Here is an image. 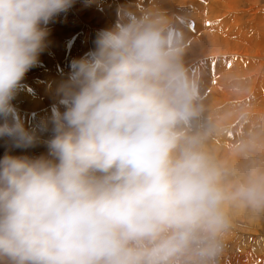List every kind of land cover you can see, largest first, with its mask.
Masks as SVG:
<instances>
[{"label":"clouds","instance_id":"obj_1","mask_svg":"<svg viewBox=\"0 0 264 264\" xmlns=\"http://www.w3.org/2000/svg\"><path fill=\"white\" fill-rule=\"evenodd\" d=\"M76 0H0V138L40 142L13 100ZM176 14L116 9L55 89L39 156H0V264H220L234 211L264 215V141H209L202 68ZM195 69V71H194Z\"/></svg>","mask_w":264,"mask_h":264},{"label":"bare ground","instance_id":"obj_2","mask_svg":"<svg viewBox=\"0 0 264 264\" xmlns=\"http://www.w3.org/2000/svg\"><path fill=\"white\" fill-rule=\"evenodd\" d=\"M81 1L76 0L73 7L67 11L66 17V20L69 22L72 21L79 27H68V29L64 28L65 32L62 31V26H59L60 23H58L62 19L59 17L60 15L48 24L49 36L47 51L45 50L40 56L39 61L42 60L47 64H54L58 66L57 70H60L58 68H60L62 62L69 59V57H65L67 49L63 50L62 47L63 45L68 47L66 43L69 44L68 41L70 39L68 40L66 38H75L77 32L85 29V36L80 44L83 46L81 49L82 52L87 54L93 48L95 38V34H93L94 28L100 30L110 27L115 23L116 9L114 2L116 1H111L109 5L106 1L99 2L96 6L88 9L80 5ZM118 1L120 3L119 5L125 3V0ZM258 1L260 0H151L149 3H147V0L133 1L137 8H158L167 11L169 14H176L180 18H186L181 22H186V29L191 39L192 52L190 59L197 61L203 72L202 94L205 107L204 115L207 121L218 123L223 129L220 135L215 136L209 141L208 146L221 159L226 161L232 158L231 150L233 145L241 141L255 143L264 141L263 134L260 137L258 136L259 133H256L257 128L263 130L264 127V98L255 101V103L253 101L255 89L264 79V7L256 5ZM177 4H187L189 6V11L186 16L178 12L176 9ZM245 4L248 7H252V9L250 11L242 10ZM250 12H253L252 19L247 18ZM62 14L64 15V13ZM72 22L68 24L72 25ZM51 24L57 28L53 29ZM196 33L199 36H196ZM44 56H47V58ZM204 57L212 58L211 60L209 59V64L206 60L200 61ZM215 59L217 60L216 64L221 62L217 67L215 66V62H213ZM42 77L47 80L52 78L57 81V84L63 79H66L63 75L56 76L50 72L44 73ZM36 78L32 76V80L29 81L33 82ZM25 79L27 78L23 80ZM213 81H215V84L212 85ZM22 82L25 84L24 81ZM21 85L23 84L21 83ZM46 89L48 90L49 87ZM208 89L210 91L206 92ZM36 99L38 98H34V100ZM25 100L27 101V99ZM25 100L23 99V101ZM39 102L41 101L39 100ZM240 103L241 106L239 107ZM43 107L45 108V106ZM230 108L238 109L236 111H229ZM2 146L0 145V148ZM38 147L39 145L31 147L30 153L32 155H38L37 153L40 150ZM32 148L34 149L32 150ZM14 149L13 151H16L19 148ZM26 151L28 152V150ZM16 152L18 153V151ZM20 154H22V151Z\"/></svg>","mask_w":264,"mask_h":264},{"label":"rangeland","instance_id":"obj_3","mask_svg":"<svg viewBox=\"0 0 264 264\" xmlns=\"http://www.w3.org/2000/svg\"><path fill=\"white\" fill-rule=\"evenodd\" d=\"M103 1H106V3L108 5L110 4L111 1H113V2L116 1V2H114L115 9H117L116 7H118V5L120 4L118 0H82L80 2V5L83 6V8L88 9L92 6H96L97 4H99V2L101 3ZM133 1H135V0H133ZM150 1L151 0H147V3H149ZM126 2H128V0H125V3ZM93 3H95V5H93ZM256 5L264 7V0L258 1V4H256ZM176 9L178 10V12L181 15L186 16V14L189 11V6L187 4H185V5L177 4ZM251 9H252V7H248L246 4H245V6L242 7V10H246V11H250ZM214 11L216 12V10H214ZM252 13L253 12L248 13V15H247L248 19H252L251 18ZM64 15L60 14L59 17L62 19H61V21L58 22V23H60L59 26H62V31H64V28L68 29V27H79L78 25H75L72 21L69 22L68 20H66L67 12L64 13ZM115 16H116V14H115ZM180 19H181V21H183L186 18L183 17ZM71 22H72V25H69ZM52 28L54 29L57 27H55V26L53 27V25H52ZM95 29L97 30V32L99 31V29H97V28H94V31H96ZM94 31H93V34L96 35L97 32L94 33ZM75 35H77L75 38H71V37L66 38L68 40L70 39V41H71L70 42L67 40L69 42V44L66 43V45H68V47H65V45L62 46L63 50L67 49V51L65 53V57H69L70 60L67 59L68 61L67 60L63 61L60 68H58L60 70H57L58 66H55L54 64L51 65V64H47V63L43 62L42 60L39 61L38 64L33 67V69L29 70L26 73L24 78H27L28 80L27 79L23 80L26 85L22 82L23 85H21L22 87H20V90L18 91L19 94H17V96L13 100V105H14V108L16 110L18 118L23 121L26 128L37 129L38 135L40 136V142L37 143L36 145H34V146L39 145L38 149H40V150L37 153L38 155L33 154L34 156L35 155L39 156V153H41L42 150L43 151L41 154L46 153L47 149H46V146L43 143V141L48 139L51 135L50 130L45 131V132L39 131L38 126L42 122L47 120V118L51 114L53 107H59V105L57 103V98L54 95V90L58 86L57 81L52 79V78L50 80H47L44 77H42V75L46 72H48V73L50 72V73H52V75H56V76H60V75L62 76L63 75V76H65V78H67L66 75H69L68 72L70 73V71H71V66H72L73 61L86 55L85 52H82L81 49L83 46L80 44V42L83 41V38L85 36V29L80 30ZM196 36H199V34L196 33ZM48 51H50V49H48ZM81 54H83V55H81ZM44 57L47 58V56H44ZM71 59H72V62H71ZM209 59L211 60L212 58L211 57H204V58H201L200 61L206 60V62L209 64V61H210ZM213 62H215L216 67H217V65H219L221 63L220 62V63L216 64V62H217L216 59L213 60ZM204 65H205V62H204ZM211 65H213V64L211 63ZM38 70H39V72H38ZM62 71H63V73H62ZM64 74H66V75H64ZM32 76H35L37 78L35 79V81L30 82L32 80ZM49 81L51 82V84ZM40 82H42V83H40ZM28 84H29V86H27ZM213 84H215V81H213L212 85ZM263 84H264V79L262 80V82H260L257 85V87L255 89V93L253 96L254 103H255V101H258V100H261L264 98V85ZM31 85L34 86L35 88L32 87ZM43 85L46 87H44ZM47 87H49L48 90L46 89ZM22 88H23V90H21ZM40 88H42V89H40ZM24 91H25V93H24ZM208 91H210V89H208L206 92H208ZM42 92H43V94H42ZM34 98H38V99L40 98L39 100L41 102H39L38 99L34 100ZM23 99L24 100L27 99V101L26 100L23 101ZM48 99H51V100H48ZM30 104H32V105H30ZM47 104H48V106H47ZM43 106H45V108ZM240 106H241V103H240L239 107ZM237 109L238 108H230L229 111H231V110L236 111ZM0 122H2V121H0ZM255 130H256V128H255ZM263 130H264V127H263ZM263 130H261L260 128L259 129L257 128L256 133L257 132L259 133V134L257 133L258 136L261 137L262 134L264 136ZM8 142L9 141H7L5 138H0V145H3L2 146L3 149H5V148L8 149L11 146L8 150L5 149L6 151H10L11 154L23 155L25 153L24 155H27V153H28V155L30 154L29 156H33L32 153H30L31 152L30 148L25 149V150H23V149L21 150L19 148L18 150H16V151H18V153H17L16 151H13L14 147H12L10 142L8 144ZM41 147H43L44 149ZM2 148H0V156H3L4 153L6 152ZM15 149H17V148H15ZM33 149L34 148H32V150ZM20 150L22 151V154H20L21 153ZM26 150H28V152ZM234 218H235V226L233 228L232 234L230 235V237L227 241L226 249H225V252L221 258L220 264H264V215L260 216L259 218H256L253 215H251L247 210L237 209L234 211Z\"/></svg>","mask_w":264,"mask_h":264}]
</instances>
